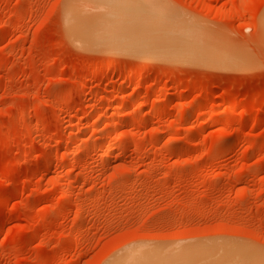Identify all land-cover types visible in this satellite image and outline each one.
Here are the masks:
<instances>
[{
    "label": "rangeland",
    "instance_id": "374dc122",
    "mask_svg": "<svg viewBox=\"0 0 264 264\" xmlns=\"http://www.w3.org/2000/svg\"><path fill=\"white\" fill-rule=\"evenodd\" d=\"M132 1L186 58L77 41L70 0H0V264L264 254V0Z\"/></svg>",
    "mask_w": 264,
    "mask_h": 264
},
{
    "label": "bare ground",
    "instance_id": "6f19581e",
    "mask_svg": "<svg viewBox=\"0 0 264 264\" xmlns=\"http://www.w3.org/2000/svg\"><path fill=\"white\" fill-rule=\"evenodd\" d=\"M88 1L91 2V0H70V2H68L67 7H65V16L67 17V20H68L67 22L68 26L66 25L68 32L72 36L77 35L79 37V40L77 41H80V42L84 41V42H87L88 44L95 45V47H97V44H98V47L100 45H103L104 48L106 49H119L118 47H121V49H124L123 50L124 52L126 49V51L129 52L130 50L132 53L140 52V54L141 53L145 55L148 54L147 56L162 55V53L164 52L163 54L165 53L171 54V55L169 54L168 58L177 57L178 59L180 57L181 58L187 57V54H185L184 52H180L178 56H177L178 53L176 55H173V50L171 51L172 47H170L169 43L173 44L172 41L176 42V40L178 39H176L177 37L176 34L175 36H173V39L175 38L176 40L170 39L172 38L168 34V32L170 31L169 30L170 28L168 27V30H167L168 32L166 31L167 28L164 31V27H166L167 25H164V27L161 25L154 27L153 25L151 26V22H150L149 23L150 27H149L148 25V22L150 21L149 18H151L150 16H152L153 18L154 13H155V11L153 10L154 6L150 8L147 5V8H149L150 11L152 10L154 11V12L153 11L150 12L149 9H146V5L145 7H142L141 5L136 4V2L132 0H98L99 3L98 2L97 4L94 3L96 6H93V7L89 6L91 3L88 5L89 3ZM150 13L152 14L150 15ZM156 13L157 14L159 13L158 9H156ZM161 27L163 29H161ZM172 30H171V35L172 34L174 35V33L176 32L177 33L182 32V31L179 32V29H178V31L173 30L175 31L173 33ZM162 31L164 32V34H161L163 33ZM183 34L184 36L186 35L185 32ZM190 34H191L190 38L193 35H195V33L193 35L192 33ZM164 35H166V37ZM200 37H196L195 35L194 39L195 38L200 39ZM201 42L202 41H200V43L197 44V46H201L204 42L206 43L205 40L202 42V44ZM165 43L167 45H165ZM179 43L178 44L176 43L177 45L174 43V46L175 48H177L178 51H180L179 48H181L185 52L190 50V52L193 51L194 54H197L196 53L197 49L196 48L194 49V46L196 45L195 42H194L195 45L192 44L191 48L187 45L185 46L186 41L185 42L183 41L184 45L183 43L182 44L181 43L179 44ZM178 45H180L181 47ZM206 45H202V48L204 49L197 47L198 49L200 48L201 50H204V51L206 50L203 54L204 57L207 55L208 56L215 55L216 53L213 54L214 52L212 53V51L208 54L209 50L207 51L208 48H206ZM126 46H128V48L130 49L128 50ZM192 46H193V49H192ZM201 52L199 51V53ZM193 53L191 52L190 56H192ZM197 56L200 57V55H197ZM211 57L212 56L208 57L209 60ZM216 57L213 60H215L216 62H220L219 64L222 65L220 61L221 59L218 57L219 58V61H218V58L216 59ZM203 59H206V62H208L207 58H203ZM225 61L226 59L223 62ZM206 246H203V247L196 246V247H189V248L186 247V248H182V249L180 248V249H175V250H166V249L162 250L161 247L159 249L158 247L156 248L149 247L147 249H144L146 247L141 248L142 247L141 246L140 248H135L132 250L130 249V251H128L126 255L124 256V258L118 259L116 261H111L112 262L111 264H213L214 261H216L217 259H223L226 257L228 258L235 257L237 259H240V262L242 264H255V263L260 264L259 263L260 261L262 262V264H264V254L261 255L262 256L261 257L260 255L256 256L253 254H249L247 250L244 248H239V249L232 248V249H224L223 251L224 253L221 251V253H223V255H221L220 250L215 245H214L215 247L209 248L208 251L207 249H205ZM218 247L221 248L220 244L218 245Z\"/></svg>",
    "mask_w": 264,
    "mask_h": 264
}]
</instances>
